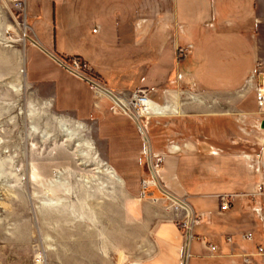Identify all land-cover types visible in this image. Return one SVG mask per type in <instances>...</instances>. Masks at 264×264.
Listing matches in <instances>:
<instances>
[{
    "label": "crops",
    "instance_id": "0c3cea01",
    "mask_svg": "<svg viewBox=\"0 0 264 264\" xmlns=\"http://www.w3.org/2000/svg\"><path fill=\"white\" fill-rule=\"evenodd\" d=\"M24 1L36 41L29 81L93 125L120 179L100 171L107 185L82 181L88 201L47 204L67 209L68 221L52 234L46 214L45 264H264L255 254L264 194L254 195L264 185V105L255 90L264 86V71L255 75L264 0ZM74 57L97 85L68 67ZM140 91L149 103L138 119L145 135L124 108ZM166 192L201 218L188 247L186 210ZM249 231L253 240L242 236Z\"/></svg>",
    "mask_w": 264,
    "mask_h": 264
},
{
    "label": "rangeland",
    "instance_id": "374dc122",
    "mask_svg": "<svg viewBox=\"0 0 264 264\" xmlns=\"http://www.w3.org/2000/svg\"><path fill=\"white\" fill-rule=\"evenodd\" d=\"M22 1L0 0V264H45L46 214L52 234L68 221L60 215L67 209L47 204L88 201L80 188L107 185L99 174L106 161L93 125L82 122L84 128H78L81 121L60 111L45 85L29 81L27 50L34 36ZM80 71L86 75L84 66ZM261 71L264 58L258 61L257 78ZM112 196L117 202L126 199L119 191ZM105 199L101 194V202Z\"/></svg>",
    "mask_w": 264,
    "mask_h": 264
},
{
    "label": "built area",
    "instance_id": "2783aa9c",
    "mask_svg": "<svg viewBox=\"0 0 264 264\" xmlns=\"http://www.w3.org/2000/svg\"><path fill=\"white\" fill-rule=\"evenodd\" d=\"M14 1L21 3V4L23 3L22 0H14ZM82 66H84V65L79 60H75V61H73L72 66L70 65L68 67L71 68L76 73L83 76L85 79L91 81L92 83L98 84L94 78L90 77L87 74L85 75L84 72L80 71L82 69ZM86 68L88 69V67H86ZM88 70L90 72L91 69L89 68ZM255 90H256L257 102H258L259 106L262 107L264 105V86L261 84H258L256 86ZM147 102H148V97L142 91H140V93L135 95L133 100L129 101V103L127 104V107L125 106V109L127 112L129 110V112H132L134 115H136V117L139 118L138 115L143 116L148 111L149 104H147ZM134 108H136L137 110L135 109V111H134L133 110ZM160 160H161V157H159L158 161H160ZM156 164H157V162H156ZM260 194H264V185H260L254 195H260ZM170 197H171V199L176 201V203H178L179 205L184 207L186 210V214H185V217L183 220V224H184V229H185V235L188 239V244H187V247H188L190 239L194 236L193 232H192L193 227H194V225H196L197 223L200 222L201 218L191 211V209H190V207L186 201H184L183 199L177 200L172 196H170ZM230 207H231V204H230L229 200L227 199L226 196H223L222 201H221V209L227 210ZM242 236L244 239H247V240H253V238H254V234L251 231L243 233ZM228 240L231 241L232 238L228 237ZM207 245H208L211 252H215L218 250V246L211 243V242L208 243ZM255 254L264 259V244L258 245ZM244 260L247 262H250V254H244Z\"/></svg>",
    "mask_w": 264,
    "mask_h": 264
},
{
    "label": "bare ground",
    "instance_id": "6f19581e",
    "mask_svg": "<svg viewBox=\"0 0 264 264\" xmlns=\"http://www.w3.org/2000/svg\"><path fill=\"white\" fill-rule=\"evenodd\" d=\"M118 100V99H117ZM122 104V103H121ZM148 104V102H147ZM123 105V104H122ZM124 106V105H123ZM125 107V106H124ZM157 112V111H156ZM78 128L83 129L84 128V124H82V122H78ZM89 144H91L90 142H88ZM101 163L105 166V169H103V171H105L106 173L112 175L113 177H115L117 179V181H120V179L114 174L113 170L110 168V166H108V164L104 161H101ZM56 203H60L59 201Z\"/></svg>",
    "mask_w": 264,
    "mask_h": 264
},
{
    "label": "water",
    "instance_id": "95a60500",
    "mask_svg": "<svg viewBox=\"0 0 264 264\" xmlns=\"http://www.w3.org/2000/svg\"><path fill=\"white\" fill-rule=\"evenodd\" d=\"M34 42H36L34 39H32ZM91 82V81H90ZM97 85V84H96ZM131 114H132V116L136 119V121L138 122V118L132 113V112H130ZM138 124H139V127L141 128V125H140V123L138 122ZM263 126H264V122H263ZM142 132L144 133V130L142 129ZM144 135H145V133H144ZM146 137V136H145ZM148 151H149V153H150V148H149V146H148ZM167 193V192H166ZM168 195H170V196H172V197H174L175 199H177V200H180L178 197H176V196H174V195H172V194H170V193H167ZM187 253L188 252H186V258H187Z\"/></svg>",
    "mask_w": 264,
    "mask_h": 264
}]
</instances>
